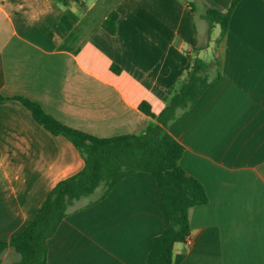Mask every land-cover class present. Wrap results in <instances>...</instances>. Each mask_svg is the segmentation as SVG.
Masks as SVG:
<instances>
[{
	"label": "crops",
	"instance_id": "1",
	"mask_svg": "<svg viewBox=\"0 0 264 264\" xmlns=\"http://www.w3.org/2000/svg\"><path fill=\"white\" fill-rule=\"evenodd\" d=\"M81 1L0 0V240L20 233L85 165L17 97L98 137L142 133L156 119L140 104L159 114L184 79L186 50L200 44V58L219 59L220 76L169 131L209 202L190 209L191 243L175 245L174 264H264V0H240L216 45L203 44L209 24L204 13L198 24L192 1ZM113 11L115 34L103 27ZM168 223L154 176L130 173L66 216L47 264H147ZM20 259L12 247L0 255L1 264Z\"/></svg>",
	"mask_w": 264,
	"mask_h": 264
},
{
	"label": "trees",
	"instance_id": "2",
	"mask_svg": "<svg viewBox=\"0 0 264 264\" xmlns=\"http://www.w3.org/2000/svg\"><path fill=\"white\" fill-rule=\"evenodd\" d=\"M74 1L86 6L81 0ZM210 1L212 6L204 13L209 24L208 35L219 25L220 34L216 42H221L240 0ZM118 18V12L113 11L104 20L103 27L115 34ZM63 20L67 21L65 18ZM71 26L68 24V27ZM201 49L199 44L192 52L186 50L188 62L184 79L178 89L170 90V95L166 96L168 102L159 114L152 111L148 102L140 104V109L146 115L156 119L142 133L98 137L67 126L48 114L37 102L17 97L41 125L51 133L63 135L72 141L82 154L85 165L78 173L55 185L35 217L20 233L9 241L0 240V255L12 247L21 255V259L12 264H47L48 240L68 214L106 197L126 175L144 171L156 179L169 215V223L163 232L152 238L147 264H174L175 245L186 242L191 234L190 209L209 202L202 183L188 175L181 166L180 159L185 148L169 131L171 125L183 117L212 81L220 76L219 59L206 61L200 58L198 52ZM84 200H88V203L79 206Z\"/></svg>",
	"mask_w": 264,
	"mask_h": 264
},
{
	"label": "rangeland",
	"instance_id": "3",
	"mask_svg": "<svg viewBox=\"0 0 264 264\" xmlns=\"http://www.w3.org/2000/svg\"><path fill=\"white\" fill-rule=\"evenodd\" d=\"M185 1H192L191 3L195 4L196 5V12H197V15H198V24L200 25L201 24V19H200V16L202 15V13H205L206 12V9L211 7L212 6V2L210 0H185ZM219 34H220V27L219 25H217L215 28H214V33H212V35H204L202 37V40H203V44L207 42V39H210L212 40V43L214 45H216V40L218 39L219 37Z\"/></svg>",
	"mask_w": 264,
	"mask_h": 264
},
{
	"label": "built area",
	"instance_id": "4",
	"mask_svg": "<svg viewBox=\"0 0 264 264\" xmlns=\"http://www.w3.org/2000/svg\"><path fill=\"white\" fill-rule=\"evenodd\" d=\"M186 242H187L188 244L191 243L190 237H188V238L186 239Z\"/></svg>",
	"mask_w": 264,
	"mask_h": 264
}]
</instances>
